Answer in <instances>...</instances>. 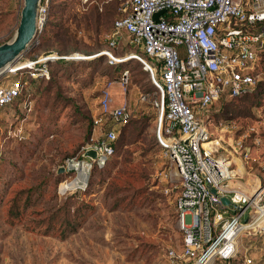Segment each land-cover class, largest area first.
Returning a JSON list of instances; mask_svg holds the SVG:
<instances>
[{
    "label": "rangeland",
    "instance_id": "obj_1",
    "mask_svg": "<svg viewBox=\"0 0 264 264\" xmlns=\"http://www.w3.org/2000/svg\"><path fill=\"white\" fill-rule=\"evenodd\" d=\"M126 1L48 0L47 20L22 58L41 61L53 55L52 61H58L50 65L49 80L29 84L37 97V111L24 109L25 97L0 107V133L10 125H21L25 137L11 138L6 158L0 161L6 177L0 187V264H167V250L179 247L182 233L174 206L179 181L160 154V110L150 103L136 105L140 93L160 98V90L133 57L143 54L126 32L119 34L114 47L109 45L114 21L124 14ZM22 4L23 0H0V44L12 38ZM10 12L13 19L7 16ZM46 27L54 37L50 32L51 37L40 38ZM109 57L127 62L117 71L108 63ZM125 69L129 71L127 101L135 116L125 126L115 125V155L106 166L95 169L86 190L79 191L78 199L86 207L77 232L65 240L55 238L54 243L27 236L10 240L11 233L41 236L28 228L68 195L57 193L55 172L67 157L79 153L94 129L92 117L99 113V93L107 82H114L113 104L123 103L118 80ZM255 71L264 72V60ZM207 115L213 141L219 142L214 141L213 148L219 154L223 153L220 146L226 147L231 139H241L251 153L249 168L235 184L256 183L264 172L258 164L264 160V84L240 97L219 99L203 117ZM94 132L98 134V129ZM235 162L242 169L239 157ZM169 171L172 180L164 177ZM172 185L176 188L166 192ZM28 190H34L31 200L25 209L20 204L12 216L20 223L10 225V200L18 191ZM259 239L243 236L239 250L251 243L255 254L264 258V243Z\"/></svg>",
    "mask_w": 264,
    "mask_h": 264
},
{
    "label": "built area",
    "instance_id": "obj_2",
    "mask_svg": "<svg viewBox=\"0 0 264 264\" xmlns=\"http://www.w3.org/2000/svg\"><path fill=\"white\" fill-rule=\"evenodd\" d=\"M124 10L114 21L109 45L114 47L119 34L126 32L141 49L143 56L135 57L159 88L160 98L140 93L136 105L150 103L160 110V154L179 181L174 206L182 236L177 250H167V264H264L251 243L239 250L243 236L260 237L264 243V172L257 184L236 185L235 179L249 168L251 153L241 139H231L220 146L219 154L213 148V142H219L213 141L211 121L203 117L219 99H233L264 84V72L255 71L264 60V0H127ZM47 17L48 0H42L37 33ZM49 57L39 61L22 56L0 74V107L28 93L31 82L50 78L54 59ZM108 63L117 61L109 57ZM128 77L125 69L118 80L124 96ZM113 84L107 82L100 93L88 141L60 166L68 175L58 185L59 195L86 190L93 168L105 165L113 154L115 125L125 126L135 116L127 102L113 104ZM21 102L25 110L32 109V101ZM11 138H25L21 125L1 131L0 161ZM88 150L95 151L96 158L85 156ZM238 157L242 169L235 162ZM258 164L264 170V160ZM164 177L173 179L171 171Z\"/></svg>",
    "mask_w": 264,
    "mask_h": 264
},
{
    "label": "trees",
    "instance_id": "obj_3",
    "mask_svg": "<svg viewBox=\"0 0 264 264\" xmlns=\"http://www.w3.org/2000/svg\"><path fill=\"white\" fill-rule=\"evenodd\" d=\"M11 14H12L11 12L7 13V16L10 15L11 19H13V15H11ZM50 32L53 34V35L51 34L52 37H54L55 33H53L52 31L48 32V28L46 27V29H44L42 31V33H41L42 35L40 36V38L44 39V38H47L48 36L51 37ZM38 41L39 40H37L36 43H39ZM3 42H5V41H3ZM48 52H45V53H48ZM55 52L59 55L64 54V53H61L60 51H57V50H55ZM52 62H58V61H50V63H52ZM125 62H127V60L118 62L116 64H113L112 66L114 67V69L116 68L118 71L121 68L120 64H124ZM260 85H263V84H260ZM260 85H258V86H260ZM247 92H249V91H247ZM247 92H244V93H247ZM244 93H242L238 97L242 96ZM22 97H25L24 100H26V101H32L33 102L32 111L36 112L37 111V109H36L37 108V101L35 99L36 95L34 94V92L31 93V91H29L28 93L24 94V96H22ZM92 121H93V118H92ZM92 129H90V134L87 137L86 142L88 141V139L92 133L91 132ZM117 141H118V133H117V137L113 143V147H114L113 154L111 155V157L108 158L105 165H103L102 167L95 166L92 170V173L94 172L95 169L103 168L104 166H106L108 164L109 160L116 153ZM59 167H58V169H59ZM2 168L0 169L1 170V172H0V181H1L0 187H2V185H3L2 181H4L6 178L3 175L5 169H2ZM92 173H91L90 177H92ZM67 175H68L67 173L58 172V170H57V172H55V178H56L55 182L59 184L60 182L65 180ZM1 190L2 189L0 188V193H1ZM33 191L34 190L18 191L12 197V199L10 200V203H11L10 207L8 208V213L10 215L9 219H8V223L10 225H16L17 223H20V220H17V222H15V220L13 219L12 216H14L13 214L16 215L18 213L19 207L21 205H22V209L26 208V205L31 200ZM79 194H80V192H74L72 194L66 195L62 200L60 199L58 201V203L55 204V206L52 209H50L49 211H45L48 214L45 217H43V219L38 220L36 222V225H34L32 228H28V230L31 232H36L37 234H39L41 236H50V237L57 238L59 240H65V239H67L68 236L76 233L78 228L81 226V222L79 221V217L83 215V212L85 211V207H86V205H84L83 202L78 199Z\"/></svg>",
    "mask_w": 264,
    "mask_h": 264
},
{
    "label": "water",
    "instance_id": "obj_4",
    "mask_svg": "<svg viewBox=\"0 0 264 264\" xmlns=\"http://www.w3.org/2000/svg\"><path fill=\"white\" fill-rule=\"evenodd\" d=\"M41 3L42 0H23L18 25L12 38L0 44V74L11 68L34 42L38 32L37 16ZM162 12L156 13L154 18L157 19ZM84 155L96 158V153L93 150L86 151ZM58 172H64V167H60ZM212 191L215 193L214 189ZM218 197L223 204H229L227 197L220 195Z\"/></svg>",
    "mask_w": 264,
    "mask_h": 264
},
{
    "label": "crops",
    "instance_id": "obj_5",
    "mask_svg": "<svg viewBox=\"0 0 264 264\" xmlns=\"http://www.w3.org/2000/svg\"><path fill=\"white\" fill-rule=\"evenodd\" d=\"M150 75V74H149ZM150 78H151V76H150ZM151 81H152V78H151ZM113 88V87H112ZM123 103H125V102H127L128 103V101H127V95L126 96H123ZM242 164V163H241ZM15 237V239L16 240H19V239H25L26 238V236H27V238H30V237H34L35 238V240H38V241H43V242H45V243H47L48 242V240H53L52 241V243H54L55 241H57L54 237L53 238H51L50 236H36V235H34V234H32V233H21V234H18L17 236H19V237H17V236H15V234L14 233H11L10 235H9V238H10V240H14V237ZM13 245V244H12ZM38 248H39V246H38ZM43 251H45V250H43Z\"/></svg>",
    "mask_w": 264,
    "mask_h": 264
},
{
    "label": "bare ground",
    "instance_id": "obj_6",
    "mask_svg": "<svg viewBox=\"0 0 264 264\" xmlns=\"http://www.w3.org/2000/svg\"><path fill=\"white\" fill-rule=\"evenodd\" d=\"M133 57H135V56H133ZM121 61H125V59L124 60H121ZM256 184H257V182H256Z\"/></svg>",
    "mask_w": 264,
    "mask_h": 264
}]
</instances>
